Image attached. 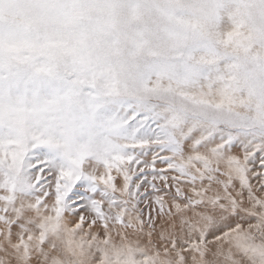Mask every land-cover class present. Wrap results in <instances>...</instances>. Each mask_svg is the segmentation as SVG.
Returning <instances> with one entry per match:
<instances>
[{"label":"snow or ice","instance_id":"1","mask_svg":"<svg viewBox=\"0 0 264 264\" xmlns=\"http://www.w3.org/2000/svg\"><path fill=\"white\" fill-rule=\"evenodd\" d=\"M0 264H264V0H0Z\"/></svg>","mask_w":264,"mask_h":264}]
</instances>
